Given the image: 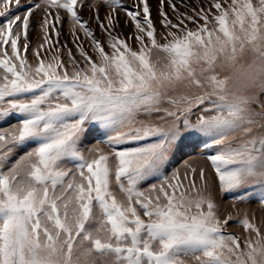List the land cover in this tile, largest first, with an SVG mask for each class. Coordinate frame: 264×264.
Listing matches in <instances>:
<instances>
[{
	"label": "snow or ice",
	"instance_id": "obj_1",
	"mask_svg": "<svg viewBox=\"0 0 264 264\" xmlns=\"http://www.w3.org/2000/svg\"><path fill=\"white\" fill-rule=\"evenodd\" d=\"M0 18V264H264V0Z\"/></svg>",
	"mask_w": 264,
	"mask_h": 264
},
{
	"label": "rangeland",
	"instance_id": "obj_2",
	"mask_svg": "<svg viewBox=\"0 0 264 264\" xmlns=\"http://www.w3.org/2000/svg\"><path fill=\"white\" fill-rule=\"evenodd\" d=\"M129 3H131V0H128ZM151 2L153 3V5H155L156 3V0H151ZM153 12L155 14V9L153 8ZM85 15H87V13H85ZM2 19V18H0ZM16 122V117L13 116L10 120L8 121H0V127H7L10 123H15ZM91 143H96V140H92ZM101 147H103V145H101ZM189 155H191L192 157H195L196 156V153L195 152H189ZM188 157L187 156H180V157H177L175 163H179L182 159H187ZM226 200H230L231 197H226L225 198ZM244 207H247L245 205H238L237 208H244ZM251 208L253 210V212H258V209L255 205V203H253L251 205ZM236 211L237 209H232V214L235 215L236 214ZM241 227H230L228 229L229 232H235L236 234H240L241 232Z\"/></svg>",
	"mask_w": 264,
	"mask_h": 264
}]
</instances>
